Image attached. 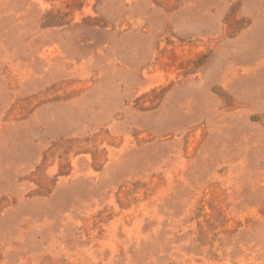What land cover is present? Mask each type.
Returning a JSON list of instances; mask_svg holds the SVG:
<instances>
[{"label":"rangeland","instance_id":"obj_1","mask_svg":"<svg viewBox=\"0 0 264 264\" xmlns=\"http://www.w3.org/2000/svg\"><path fill=\"white\" fill-rule=\"evenodd\" d=\"M0 264H264V0H0Z\"/></svg>","mask_w":264,"mask_h":264}]
</instances>
